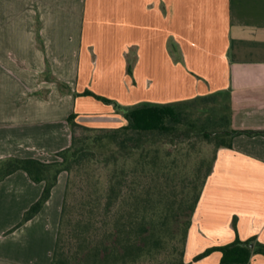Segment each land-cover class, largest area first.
I'll use <instances>...</instances> for the list:
<instances>
[{
	"label": "crops",
	"instance_id": "1",
	"mask_svg": "<svg viewBox=\"0 0 264 264\" xmlns=\"http://www.w3.org/2000/svg\"><path fill=\"white\" fill-rule=\"evenodd\" d=\"M87 90L125 107L222 94L231 130L264 131V0H0V160L58 161L72 114L90 128L126 124ZM66 183L61 173L40 213L13 232L44 184L24 171L0 183V264H51ZM237 237L264 244L263 134L218 149L185 262L220 264L219 251L194 258Z\"/></svg>",
	"mask_w": 264,
	"mask_h": 264
},
{
	"label": "trees",
	"instance_id": "2",
	"mask_svg": "<svg viewBox=\"0 0 264 264\" xmlns=\"http://www.w3.org/2000/svg\"><path fill=\"white\" fill-rule=\"evenodd\" d=\"M81 95L113 105L127 124L117 129L90 128L72 114L68 118L72 142L57 154L58 161L0 160V183L24 171L33 182L44 184L41 197L10 232L40 213L60 174L66 172L51 264H190L185 262L187 238L218 149L231 147L237 135H264V131L231 130L230 115L226 126L213 130H209L213 121L188 120L191 103L222 94L134 107L89 90ZM191 139L215 144L210 161L200 158L191 167L178 161L179 156L190 155L184 144ZM101 172L106 175L104 183ZM216 251L222 253L220 264H249L253 254L264 255V244L237 237L230 244L206 249L194 261Z\"/></svg>",
	"mask_w": 264,
	"mask_h": 264
},
{
	"label": "rangeland",
	"instance_id": "3",
	"mask_svg": "<svg viewBox=\"0 0 264 264\" xmlns=\"http://www.w3.org/2000/svg\"><path fill=\"white\" fill-rule=\"evenodd\" d=\"M15 75L16 77H19L16 71H15ZM58 83H59L58 85L60 86L64 85L61 82H58ZM7 87L11 89L12 86H7ZM67 87H68V84L66 88ZM12 88H14V94L16 95H18L21 91V87L19 85H16L15 87L13 86ZM62 88H65V87H62ZM39 91H33V93L35 92V94L38 93L39 95L40 94ZM188 113H189L188 120L191 122L197 121L198 124H200L201 122H207V121L215 122L217 126L214 124V125H210L209 127V130H213V129H217L218 127H222L223 125L224 126L227 125L226 119L230 115V104L228 102V99L225 96H218L210 101H200L199 100L197 102L191 103L188 106ZM126 124H127V121H126ZM182 128H187V127L186 125H184ZM195 129L198 130V127ZM184 145L186 149L190 150V155L188 156L181 155L179 156L178 161L181 164L186 162V164L189 165V167L199 162L200 158L206 161H210L214 155L215 144L210 143L206 140L191 139L187 142V144H184ZM63 173L68 179V174L66 172H63ZM100 179L102 180L103 183L106 181V175L104 172H101Z\"/></svg>",
	"mask_w": 264,
	"mask_h": 264
}]
</instances>
